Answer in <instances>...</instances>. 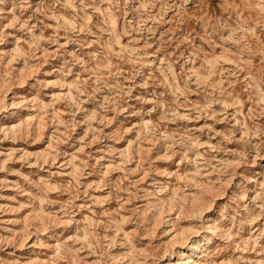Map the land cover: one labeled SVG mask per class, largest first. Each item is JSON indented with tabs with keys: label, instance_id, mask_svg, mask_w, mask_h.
Masks as SVG:
<instances>
[{
	"label": "rangeland",
	"instance_id": "1",
	"mask_svg": "<svg viewBox=\"0 0 264 264\" xmlns=\"http://www.w3.org/2000/svg\"><path fill=\"white\" fill-rule=\"evenodd\" d=\"M0 264H264V0H0Z\"/></svg>",
	"mask_w": 264,
	"mask_h": 264
},
{
	"label": "bare ground",
	"instance_id": "2",
	"mask_svg": "<svg viewBox=\"0 0 264 264\" xmlns=\"http://www.w3.org/2000/svg\"><path fill=\"white\" fill-rule=\"evenodd\" d=\"M184 232L180 233V234H183Z\"/></svg>",
	"mask_w": 264,
	"mask_h": 264
}]
</instances>
